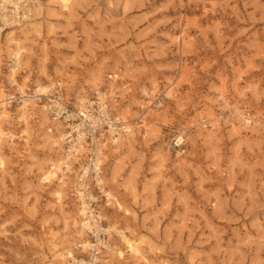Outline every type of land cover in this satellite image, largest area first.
<instances>
[{
  "label": "rangeland",
  "instance_id": "rangeland-1",
  "mask_svg": "<svg viewBox=\"0 0 264 264\" xmlns=\"http://www.w3.org/2000/svg\"><path fill=\"white\" fill-rule=\"evenodd\" d=\"M27 2L16 12L7 4L9 23L0 17L1 96L61 82L75 108L100 90L111 115L134 127L118 144L106 136L92 185L107 245L97 264H145L120 230L146 238L152 264H264V0H73L71 12L61 0ZM10 36L25 47L15 81ZM31 102L29 125L19 117L24 102L4 122L16 136L0 147V264H77L60 255L66 250L90 264L97 237L79 224L86 154L45 182L48 159L68 155L51 132L58 139V126L68 128L52 120L45 98Z\"/></svg>",
  "mask_w": 264,
  "mask_h": 264
},
{
  "label": "built area",
  "instance_id": "built-area-1",
  "mask_svg": "<svg viewBox=\"0 0 264 264\" xmlns=\"http://www.w3.org/2000/svg\"><path fill=\"white\" fill-rule=\"evenodd\" d=\"M44 98L48 101L52 120L67 123L68 132L65 143L68 158L80 160L86 154L79 178L82 187L81 196L83 195L84 203L89 209V215L94 216V218L92 217L93 223L97 224H93L89 228L95 230L94 234L97 237V241L91 243L94 253L92 255L93 261L90 264H97L100 247L107 245L103 244L105 239L101 237L102 220L94 205L92 185L94 183L100 185L106 136L112 133L111 135L116 137L119 132L125 133V126L129 125V121L123 117L111 115L108 93L100 90L96 92L94 98L86 97L84 101H80L78 106L72 108L64 95L61 82H55L47 94L38 95L36 90H32V92L25 90V92H20L17 95L7 96L6 100L12 104L24 102V100L42 101ZM140 120L143 121V118ZM65 167L67 171L70 170H68L67 165Z\"/></svg>",
  "mask_w": 264,
  "mask_h": 264
},
{
  "label": "bare ground",
  "instance_id": "bare-ground-1",
  "mask_svg": "<svg viewBox=\"0 0 264 264\" xmlns=\"http://www.w3.org/2000/svg\"><path fill=\"white\" fill-rule=\"evenodd\" d=\"M28 0H4V3H2L1 2V0H0V2L2 3V7H0V17L1 18H3L4 19V21L6 22V23H9V16H8V14H6L5 13V10H7V4H10V5H12V6H14V9L12 10L13 12H16L17 11V9H19L20 10V8H21V6L23 5V6H27L28 5V2H27ZM25 3V4H24ZM61 5H62V7L65 9V10H70V12L72 11L71 9H72V7H73V0H61ZM30 4H32V3H30ZM75 4V3H74ZM33 5V4H32ZM0 6H1V4H0ZM29 6V5H28ZM61 7V8H62ZM73 10H74V8H73ZM24 11V10H23ZM31 11V10H30ZM32 12V11H31ZM67 12V11H66ZM31 15V14H30ZM18 16V15H17ZM24 17L25 18H29V14H27V13H25V15H24ZM15 21V20H14ZM13 22V21H12ZM12 22H11V24H12ZM14 24V23H13ZM10 25V24H9ZM0 29H1V31L2 30H4V28H2V26L0 27ZM12 32V31H11ZM1 34V33H0ZM9 34V33H8ZM0 37H1V35H0ZM0 41H1V38H0ZM9 42H11L12 44H16V49L14 50V52L13 51H11V52H13V55H14V58L16 59L15 60V64L12 66V68H11V72H12V76L13 77H11V78H14V80L13 81H15V77H16V75H17V71H18V69H19V67L22 65L21 64V57H22V53H23V51L25 50L24 48L25 47H23L22 45H19V42H18V40L15 38V37H13V36H10V38H9ZM27 81H29V80H27ZM26 81V82H27ZM17 82V81H16ZM18 85V84H17ZM51 86V85H50ZM236 86V85H235ZM19 87H21L20 85H19ZM239 89V88H238ZM50 90V87H49V85H47V84H39L38 85V88H37V90L36 91H38V95H40V94H47L48 93V91ZM1 91L2 90H0V93H1ZM22 91L23 92H25V87L24 86H22ZM154 91V90H153ZM174 91V90H173ZM21 92V91H20ZM3 93V92H2ZM221 93H222V97L225 99V102L226 103H228V97L226 96V92L224 91V89L223 90H221ZM167 94V93H166ZM3 95V94H2ZM168 95L169 96H172L173 94L170 92V91H168ZM80 96V95H79ZM78 96V97H79ZM7 97H5V96H1V94H0V147H1V145H2V141H5L4 139L7 137V135L8 136H10L12 139H14L15 138V133H9L8 134V132L4 129V122H5V120H7V119H9L10 118V114H9V107L11 106V104H8L7 103ZM80 101H84L85 99H86V97L85 96H80ZM31 101H34V102H36V100H26V101H24V104H21V106H20V108H21V114H20V119L23 121V120H25V123H26V125H29L30 124V114L27 112V107H28V105H29V102H31ZM32 103V102H31ZM37 103V102H36ZM34 104V103H33ZM161 104V103H160ZM44 107V110H46L47 109V107L45 106V105H43ZM234 107V106H233ZM235 109V108H234ZM236 111L241 115V116H244L243 117V124H246L247 126H251V125H254L253 124V122H254V120H253V118L254 117H251V116H245L244 115V113H243V111H242V109H239L237 106H236ZM11 112V111H10ZM43 114H44V112H43ZM246 114V113H245ZM247 115V114H246ZM259 115V114H258ZM43 117H45V116H43ZM239 117V116H238ZM216 118V117H215ZM127 120V119H126ZM19 121V120H18ZM128 121H130V120H128ZM209 122V121H208ZM10 123V122H9ZM23 123V122H22ZM147 123H148V121H147ZM147 123L145 124L146 126H148L147 125ZM150 123V122H149ZM153 123H155L154 121H153ZM257 123H261V122H259V121H257ZM11 124V123H10ZM18 124H21V123H18ZM131 124V123H130ZM126 125L125 126V131L127 132L126 134H131V133H133V126L132 125ZM157 124V123H156ZM12 125V124H11ZM244 126V125H243ZM6 127V126H5ZM25 127V126H24ZM24 127H22V128H24ZM28 127V126H27ZM141 127V126H140ZM253 127V126H252ZM251 127V128H252ZM62 128H63V130H62ZM150 128V127H149ZM153 128V127H152ZM25 129V128H24ZM64 129H65V126L63 125V124H61V126H58V133L60 134V137L57 139V137H56V139H55V136H54V134L51 132V138H54V143H56V144H61L59 141L60 140H64L65 138H66V132L64 131ZM30 131V130H29ZM28 131V132H29ZM152 131H154V130H152ZM152 131L150 132V133H152ZM239 131V130H238ZM240 132V131H239ZM122 133L123 132H119V135L118 136H116V137H114L113 139H114V142L115 143H119V140H120V138H121V136H122ZM28 134V133H27ZM26 134V135H27ZM149 134V133H148ZM147 134V135H148ZM27 137V136H26ZM145 137V136H144ZM178 137V136H177ZM176 138V137H175ZM27 139V138H26ZM52 140V139H51ZM183 141H185L184 140V136L183 135H181L180 137H178V140H177V142L178 143H182ZM0 151H2V150H0ZM69 155H67L66 156V159H64V160H58V161H53V159L50 157V159H48L53 165L43 174V177H42V179L45 181V182H47V183H51V182H54L57 178H59V172L56 170V169H60V171H62V170H64L63 168H64V165L66 166H68V168H70V165L71 164H69ZM47 158V157H46ZM107 158V157H106ZM47 161V160H46ZM45 161V162H46ZM48 162V161H47ZM0 164H1V167H5L6 166V160H5V158L3 157V155H1L0 154ZM44 164V163H43ZM6 168V167H5ZM43 169V168H42ZM45 169V168H44ZM65 172V171H64ZM66 178L64 177V178H62V179H60V183L61 184H66ZM79 185L81 186V184H78V188H79ZM5 188H7L6 186H5ZM62 188H64V187H62ZM67 189V188H66ZM61 191L62 190H59L58 189V191L56 192L55 191V193H56V195H57V197H58V200L60 199V198H63L62 196V193H61ZM65 191V190H64ZM104 192H106V194L108 195V201H107V203H106V205H111L112 206V203H113V201H111V197H112V194L110 193V191H107L106 189H104ZM65 193V192H64ZM80 194H82V191H80ZM65 195H67V193L65 194ZM83 196V195H82ZM114 205V204H113ZM116 205H117V207L119 208V209H123L124 208V205H123V203H122V201H119V199H117L116 200ZM125 209V208H124ZM128 210H129V208H127ZM81 211H80V213L84 216V219L79 223V222H77V223H79L80 224V226L82 227L81 229H80V231L82 232V230H83V228H85V227H88V228H91L92 226H93V221H92V217L94 218V216L93 215H89V209L87 208V205L84 203V204H82L81 205V209H80ZM127 210V211H128ZM131 212V211H130ZM90 216V219L88 218ZM118 223V222H117ZM116 223V224H117ZM116 224H112V225H110V227L111 228H116L117 227V225ZM75 225V224H74ZM94 225H97L96 223L94 224ZM78 226V225H77ZM110 227L109 228H107L108 230H110ZM117 229V228H116ZM119 233H120V235H121V237H122V239H123V241H124V243L126 244V246H127V249H128V251L132 254V256L134 255V257L135 256H137L138 258H139V260L141 259V261H143L145 264H152L151 263V260H150V258L146 255V253L144 252V250H143V248L145 247V245H146V238L144 239V238H133V237H131L125 230H120L119 231ZM143 237V236H142ZM54 241V240H53ZM148 241V240H147ZM54 243V242H53ZM74 243V242H73ZM148 243V242H147ZM149 244H150V242H149ZM82 246H84V248L85 247H87L88 246V244L87 243H83L82 244ZM147 246V245H146ZM155 246V245H154ZM57 247V246H56ZM53 248V247H52ZM56 249V248H55ZM152 249V248H151ZM158 249V248H157ZM58 250V249H57ZM113 250H115L117 253L116 254H118L119 255V258H124L125 257V251L124 250H121V249H113ZM66 251H68L67 252V254H63V252L61 253L60 251H58V252H60L61 254V256H65V257H72V258H74V260H76L77 261V264H81V263H84V260H81V261H79V260H77L76 259V257H75V255H74V253H73V251L72 250H66ZM109 254V253H108ZM59 256V255H58ZM165 262V261H164ZM72 263V262H71ZM166 263V262H165ZM63 264V263H62ZM72 264H75V263H72Z\"/></svg>",
  "mask_w": 264,
  "mask_h": 264
}]
</instances>
